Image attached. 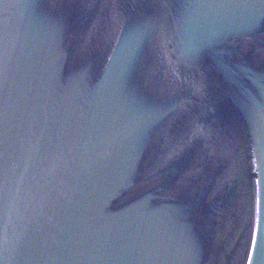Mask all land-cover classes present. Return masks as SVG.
I'll return each mask as SVG.
<instances>
[{
  "label": "water",
  "instance_id": "obj_1",
  "mask_svg": "<svg viewBox=\"0 0 264 264\" xmlns=\"http://www.w3.org/2000/svg\"><path fill=\"white\" fill-rule=\"evenodd\" d=\"M0 264H264V0H0Z\"/></svg>",
  "mask_w": 264,
  "mask_h": 264
}]
</instances>
